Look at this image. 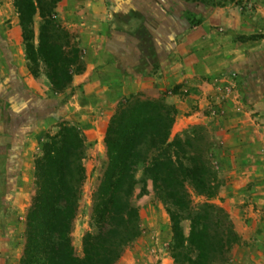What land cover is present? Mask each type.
<instances>
[{
    "label": "rangeland",
    "instance_id": "rangeland-1",
    "mask_svg": "<svg viewBox=\"0 0 264 264\" xmlns=\"http://www.w3.org/2000/svg\"><path fill=\"white\" fill-rule=\"evenodd\" d=\"M56 14L84 60L61 93L29 73L13 0H0V264H20L35 161L65 123L87 146L72 232L83 256L92 194L107 164L106 130L131 96L178 105L172 139L206 127L221 180L211 202L230 214L239 237L229 264H264V0H59ZM134 201L142 232L118 264H173L170 218L152 184L139 185Z\"/></svg>",
    "mask_w": 264,
    "mask_h": 264
},
{
    "label": "trees",
    "instance_id": "trees-1",
    "mask_svg": "<svg viewBox=\"0 0 264 264\" xmlns=\"http://www.w3.org/2000/svg\"><path fill=\"white\" fill-rule=\"evenodd\" d=\"M58 2L13 0L27 69L34 77L45 75L55 93L84 70L80 41L57 19ZM177 114V106L164 98L131 96L118 105L106 130L107 164L92 194L82 257L72 232L87 178V146L77 126L63 124L35 161L20 264H118L141 235L134 200L137 187L147 183L170 218L173 264H229L239 237L230 214L211 202L221 187L215 143L203 125L172 139ZM193 194L205 201L195 205Z\"/></svg>",
    "mask_w": 264,
    "mask_h": 264
},
{
    "label": "crops",
    "instance_id": "crops-1",
    "mask_svg": "<svg viewBox=\"0 0 264 264\" xmlns=\"http://www.w3.org/2000/svg\"><path fill=\"white\" fill-rule=\"evenodd\" d=\"M78 40H79V39H78ZM177 108H178V111H180V108L178 107V105H177ZM190 118H191V116L187 117V119H185V122H186V123L189 122ZM176 126H177V125H176ZM176 126H175V128H176Z\"/></svg>",
    "mask_w": 264,
    "mask_h": 264
}]
</instances>
